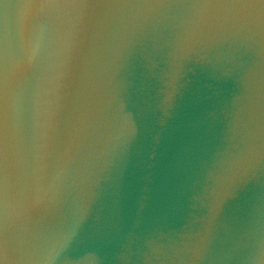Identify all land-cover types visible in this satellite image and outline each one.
<instances>
[{
  "label": "water",
  "instance_id": "1",
  "mask_svg": "<svg viewBox=\"0 0 264 264\" xmlns=\"http://www.w3.org/2000/svg\"><path fill=\"white\" fill-rule=\"evenodd\" d=\"M0 264H264V0H0Z\"/></svg>",
  "mask_w": 264,
  "mask_h": 264
}]
</instances>
